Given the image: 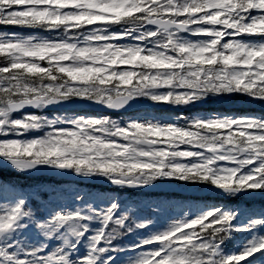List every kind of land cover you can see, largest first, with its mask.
<instances>
[{
    "label": "snow or ice",
    "instance_id": "1",
    "mask_svg": "<svg viewBox=\"0 0 264 264\" xmlns=\"http://www.w3.org/2000/svg\"><path fill=\"white\" fill-rule=\"evenodd\" d=\"M20 18L61 24L46 32L68 35H39L42 29L17 23ZM240 25L251 30L242 32ZM259 25L264 0H0V57H11L0 60V95H20L16 74L22 73L43 78L44 86L82 93L73 99L114 109L137 97L186 105L209 96L264 109V32L254 30ZM184 34L208 43L193 44ZM93 90L99 94L94 98ZM10 108L11 121L0 126V169L8 173L0 176V264H121L122 255L128 264H216L221 257L225 264H264V208L152 201L145 206L166 217L165 226L154 228L155 215L136 216L153 222L138 224L126 236L134 238L122 244L114 229L129 228L124 213L133 206L78 188H60L66 194L61 199L55 189L48 191L44 200L40 193L48 186L24 187L18 179L50 171L76 176L83 168L99 174L84 178L103 177L120 189L174 179L207 185L226 199L264 197V111L177 117L164 126L85 114L51 123L47 131L55 142L45 154L43 134L22 126L45 111ZM165 133L190 139L157 140ZM193 207L197 211L187 215L184 209ZM228 221L231 238L244 234L232 249L231 238L218 239ZM29 234L39 239L30 243Z\"/></svg>",
    "mask_w": 264,
    "mask_h": 264
},
{
    "label": "clouds",
    "instance_id": "2",
    "mask_svg": "<svg viewBox=\"0 0 264 264\" xmlns=\"http://www.w3.org/2000/svg\"><path fill=\"white\" fill-rule=\"evenodd\" d=\"M17 23L20 24H28L31 27L34 28H40L43 31H46L48 27H55V28H62L61 24H50V25H44V24H37L35 23L32 19L28 18H20L16 20ZM113 28L119 27V25H112ZM240 31H249L251 29H248L244 25H240ZM255 31H260L264 32V25H260V27H256L254 29ZM68 33L66 30H61L56 33H54L53 37H65L67 36ZM82 35V33H81ZM24 39H29L27 36L23 37ZM46 39V37H45ZM179 39V38H178ZM193 44H198V45H207V41H196L192 42ZM230 44L232 42H229ZM11 57H2L3 61L10 60ZM177 78H179V74H177ZM7 79V78H4ZM0 83H3V80H0ZM16 85H19L21 87L17 88V91L20 92V95L16 96L15 99H13L12 96L4 94L0 95V117H3L2 120H0V126L9 124L11 121L13 109L10 108V103L11 104H20V105H30L33 108H38L41 110V112H44L46 108L49 106H59L63 104L64 102H72L74 101L73 96L74 95H82V93H74L71 89L69 88H64L63 91H60V88L63 87V85L59 86H52V87H47L43 85V78H38V79H32L28 76L23 75L22 73L16 74ZM14 85H11L12 87ZM131 95L136 94L135 92L130 93ZM99 95L98 93H95L94 90L92 93H90V96L93 98L95 96ZM176 103L184 104L186 102L184 101H174L173 104L175 105ZM78 117L77 114L75 113H53L51 117L48 115L44 114L32 119H28L22 122V126L24 128L25 132L29 131H38L43 134V145L40 148L41 151L47 153L48 148L55 142L53 138L50 136V134L47 131V127L50 126L51 123L53 122H63L65 119H72ZM115 120V119H113ZM127 120V118H125ZM118 121V120H117ZM15 124V122H12ZM12 131H15V127L11 128ZM105 130H107V122L105 124ZM146 139V137H144ZM204 140L211 142L210 137L203 138ZM75 175L80 178H84L86 176H93V175H99L98 173H95L93 171H90L88 169H83V168H78L75 170ZM150 182V181H149ZM135 209L133 208L132 210L124 213V219L128 220L130 222V226L126 231H119L118 229H114L116 232V235L113 237L114 239L117 240H123L129 233L134 232L138 224L140 223H151L153 221H138L136 219ZM187 215H190V212H186ZM230 225V221L225 223V226L223 228L224 235L219 236L218 239L221 241H225L229 238H231V233L227 231L228 226ZM220 230H218L219 232ZM124 264H128V260L124 261ZM216 264H225V261L223 257L218 259L216 261Z\"/></svg>",
    "mask_w": 264,
    "mask_h": 264
},
{
    "label": "trees",
    "instance_id": "3",
    "mask_svg": "<svg viewBox=\"0 0 264 264\" xmlns=\"http://www.w3.org/2000/svg\"><path fill=\"white\" fill-rule=\"evenodd\" d=\"M0 59H2V57H0ZM172 104L171 103H167V106H171ZM181 107V106H180ZM181 108H185L187 110H191L193 108L192 105H185V106H182ZM1 170V169H0ZM0 175H8V173H5L4 171H0ZM18 179L21 181L22 184H29V185H32V184H41V185H44V186H48V185H51V184H55V183H59L63 180H57L55 178H52V177H42L40 175H36V176H33V177H24V176H20L18 177ZM43 183H46V184H43ZM192 184H195V183H192ZM115 192L118 191L120 195H125L128 197V200L129 201H133L135 203H139L142 199H147V200H155V199H161V198H164V197H171L170 195L168 194H162V193H159V192H153V191H139V190H119V189H113ZM179 199H181V201H185V198L184 197H180L178 196ZM246 199L241 197V198H237L236 199V203L237 202H240V203H245ZM260 204H263L260 203ZM135 215L138 216L139 213L143 212V211H137V209H135Z\"/></svg>",
    "mask_w": 264,
    "mask_h": 264
},
{
    "label": "water",
    "instance_id": "4",
    "mask_svg": "<svg viewBox=\"0 0 264 264\" xmlns=\"http://www.w3.org/2000/svg\"><path fill=\"white\" fill-rule=\"evenodd\" d=\"M148 108H151V106L147 104H143L141 101L135 100V99L129 101L127 104H125L123 107L119 109L108 108L102 104L89 105L86 102L78 101V100H75L72 102H64L63 104L59 106H49L48 107V109L51 111L94 109L97 111L107 112V113H122V112H127V111L132 112V111H138V110L148 109ZM149 188H152V187H149ZM153 188L157 190L168 191L165 188H160V187H153ZM179 192L187 193V192H182V191H179Z\"/></svg>",
    "mask_w": 264,
    "mask_h": 264
},
{
    "label": "rangeland",
    "instance_id": "5",
    "mask_svg": "<svg viewBox=\"0 0 264 264\" xmlns=\"http://www.w3.org/2000/svg\"><path fill=\"white\" fill-rule=\"evenodd\" d=\"M129 44H132V43H127L126 45H129ZM207 98H209V97H206L203 100H206ZM173 214H174V212H169V215H173ZM154 215L156 216V218L154 220V228L155 229H162L165 226L166 222H167L166 217L158 216L156 214H154ZM141 216H145V215H141ZM27 238H28L30 243L35 242L36 240L39 239V237H37L35 235L28 236ZM125 260H127V257L122 255L121 256V264H124Z\"/></svg>",
    "mask_w": 264,
    "mask_h": 264
}]
</instances>
